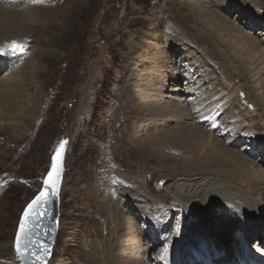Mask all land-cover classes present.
<instances>
[{
    "label": "rangeland",
    "instance_id": "rangeland-1",
    "mask_svg": "<svg viewBox=\"0 0 264 264\" xmlns=\"http://www.w3.org/2000/svg\"><path fill=\"white\" fill-rule=\"evenodd\" d=\"M194 1L11 0L12 6H7V0H0V47L7 50L13 41L25 46L24 54L0 55L6 61L2 65L6 68L0 72V84H9L5 90L0 87V264H19L12 243L20 214L41 189L51 156L63 137L69 138V145L50 264H96L97 261L107 264L101 262L104 253L112 250L117 235L125 234V229L113 233L122 221L114 214L113 217L106 214L108 203L118 213L126 200H133L132 196L140 195L144 199L143 196L152 195L158 201L165 200L164 187L172 177L170 170L164 168L177 162L166 159L158 164L150 154L154 149L168 153L173 148L178 154L182 150L186 152V147H196L190 137L195 120L180 118L179 109L169 111L163 107L168 89L172 90L179 78L177 69L182 72L189 65L183 73L185 90L202 86L199 77L204 67H197L199 62L192 53H188L190 58L184 56L187 51L199 56L202 64L207 60L205 65L217 75L218 82L238 87L242 94L240 108L245 106V101L256 103L252 87L241 80L240 70L249 62L244 66L232 63L236 56L232 57L230 51L223 52L224 45L216 40L217 31L214 33L202 21L205 18L215 23L214 14L211 10L200 11ZM229 4L241 8L245 4L255 13L264 14V0H239L238 4L227 2L223 6ZM239 16L232 7L229 20ZM262 23L264 20L252 31L254 37H262L255 34L259 28L264 29ZM179 40L186 50L180 44L172 45ZM171 65L175 71L167 76L165 68ZM188 75L192 76V82ZM1 79L6 81L2 83ZM204 84L205 94L212 93L214 84ZM243 88L246 96L241 92ZM234 98L225 101L234 105ZM206 124L197 126L206 128ZM146 130L151 134L146 135ZM169 133L173 140L167 137ZM159 134L163 140L149 141ZM154 167L161 171L155 173ZM121 189L130 196L124 192L127 198L120 197L121 205L112 203L111 197L114 193L119 197ZM143 206L147 215L138 218L139 228L144 220L164 229V223L175 225L183 220V215L178 213L180 205H175L177 210L172 209L168 219L167 216L153 219L148 215L152 205L146 202ZM263 216L264 212L261 218L257 214L256 221L263 220ZM130 217L127 220L131 225ZM214 217L211 215V225ZM131 231L119 243L124 253L118 264L138 262L133 263L132 259L139 244L131 242ZM225 242L227 247L228 240ZM140 244L143 246V242ZM159 246L162 244L155 246L156 251Z\"/></svg>",
    "mask_w": 264,
    "mask_h": 264
},
{
    "label": "bare ground",
    "instance_id": "bare-ground-1",
    "mask_svg": "<svg viewBox=\"0 0 264 264\" xmlns=\"http://www.w3.org/2000/svg\"><path fill=\"white\" fill-rule=\"evenodd\" d=\"M227 2L238 4L239 0L194 1L200 11L211 10L214 14L218 24L216 21L213 24L205 18L202 21L206 27H212L214 33L217 31L216 40L224 45L223 52L230 51L232 57L233 54L236 56L235 59L233 58L232 63L236 62L243 65L246 61L249 62L248 66L243 65V71L240 70L241 80L244 79L247 82L245 84H250L252 87V94L256 96V103L245 101V106L243 105V108H240L242 94H240L238 87L225 86L223 82H218L217 75L207 69L205 65L207 60H204L202 64L199 56H196L193 52H184V56L187 57L190 55L188 53H192L191 55L199 62L197 67L199 69L204 67L203 72L201 70V76H198L199 81H202L200 83L202 86L187 87L185 90L183 73L189 65L184 66L186 68H183L182 72L177 68L175 71V66L172 69V65L165 68L168 73L167 76H171L175 71L179 74V78L174 81L176 84L172 87L173 91L168 89L169 93L165 95L168 99L164 101L166 105L163 107H168L167 110L169 109V111L179 109L180 118L195 120L196 124L193 125L194 127L192 126L193 131L190 137L194 139V146L196 147H186L184 150L186 152L182 150L178 154L173 148H171L173 152L169 151L168 153L164 152V149H154L150 154L151 159L157 160L158 164H161L160 160L166 159L172 160L174 163L177 162L172 167L164 168L166 171L170 170V176L172 177L169 184L164 187L167 192L165 200L158 201L159 199L156 200L157 197L154 199L155 196L152 195L143 196L144 199L139 198L140 195H137V197L132 196L133 200H126L118 213L112 208V204L108 203L110 207L106 210V214H111V216L114 214L117 219L122 221L118 223L117 230L113 233L117 234L125 229V234L122 232L119 237L118 235L115 237L116 242L113 243L112 250L107 254L104 253L101 262L118 264L121 255L124 253L121 251L123 248L120 247L119 243L130 230H133L131 231L133 234H130L132 235L131 242L134 241L139 244L137 250L131 251L133 252L132 255L134 254L132 257L133 263L138 260L136 264H156L161 258L162 262H158V264H241V252L244 249H247L252 259L255 258L254 251H261L264 254V216L263 220L259 219L260 222L256 221L257 214L261 218L264 212V204H262V199H264V29L259 28L258 33H255L261 34L262 37L257 38L252 35L254 28L259 25L261 20H264L258 15L264 16V14L255 13L245 6L246 3L243 4L242 8L240 5L234 4L223 6ZM5 5L12 6L11 0H7ZM232 7L240 14L238 18H234V21L228 18ZM12 10L14 11V9ZM245 28L250 29V31L245 32ZM182 43L179 40V42L174 41L172 45L180 44L179 47H182ZM182 48L187 49L184 46ZM171 60L168 62L174 63ZM4 63H6L4 58H0V72L6 68L4 66L2 68ZM227 76L225 81L228 80ZM189 79L192 82V76H189ZM206 79L208 81L205 84H214L210 94L204 92L203 84ZM4 80L1 79L2 83ZM5 83L0 84L3 90L7 89L9 85L8 82ZM196 89L200 90L197 91ZM244 90L243 88L241 92L246 96ZM195 91H197L196 94ZM193 94L195 97H193ZM231 96H235L236 103L234 105L225 101ZM189 98L190 101H193H191L192 103L189 102ZM247 98L249 99L248 96ZM220 100L221 102L218 103ZM181 103L184 104L180 105ZM199 123L204 125L207 123L206 128L204 126L203 128L198 127ZM147 134L150 135V131H147ZM172 136L170 133L167 134L169 139ZM160 139H164L160 134L153 135L149 141H159ZM255 160L259 163H254ZM154 168L155 173L161 171L159 168ZM123 190L125 189L119 191V197L117 193L113 194L114 197H111L112 203L118 202L121 205L120 201L122 199L120 197L127 198L124 192L130 196L128 192ZM146 202L152 205V210L148 211V215L153 216V219L154 216H167L168 219L172 209L177 210L175 205H180L182 207H180L178 213L183 215V220L175 225L170 224L171 222L164 223L163 226L166 229L155 227L154 222L151 220H144V224L139 228L138 218L147 215L143 211L145 209L142 210ZM156 205L159 206V209L154 208ZM129 215L132 218L130 219L131 225L128 224L127 220ZM211 215L215 216L213 218L215 226L213 223L211 225ZM112 217L109 218V221ZM177 218L180 219L181 217L177 216ZM164 222H166V219ZM150 229L152 232H150ZM113 233L110 231L109 235L112 236ZM218 236L219 238L216 239ZM221 238L222 242L220 241ZM225 239L229 243L227 247L225 246ZM141 242H143V246L140 244ZM158 244H162V246H159L156 251L155 246ZM153 250L154 252H152ZM136 251L138 252L136 253ZM125 252L128 253V251ZM204 252L207 254H204ZM153 257H156V260ZM202 257L204 259L201 261ZM96 264L100 263L97 261Z\"/></svg>",
    "mask_w": 264,
    "mask_h": 264
},
{
    "label": "snow or ice",
    "instance_id": "snow-or-ice-1",
    "mask_svg": "<svg viewBox=\"0 0 264 264\" xmlns=\"http://www.w3.org/2000/svg\"><path fill=\"white\" fill-rule=\"evenodd\" d=\"M24 53L25 46L15 41L9 45L7 50L0 47V55H15ZM64 143L66 142H61L60 147L56 150L52 157L51 170L49 171L48 176L44 179L45 189H42L37 196L28 203L22 213L15 241L16 252L20 256H24L29 251V237L32 235L35 220L48 214L47 204L51 202L52 198L58 196V183L61 175L62 149ZM41 205L44 206V211H36V209H38ZM49 252L50 249L48 246L41 244L40 249L37 252L32 253V255L35 256L36 264H46Z\"/></svg>",
    "mask_w": 264,
    "mask_h": 264
},
{
    "label": "water",
    "instance_id": "water-1",
    "mask_svg": "<svg viewBox=\"0 0 264 264\" xmlns=\"http://www.w3.org/2000/svg\"><path fill=\"white\" fill-rule=\"evenodd\" d=\"M61 142H66V143H64L63 149H62V161H61L62 168H61V175H60L59 183H58V196L52 198L51 202L47 204V213L48 214L35 220L32 235L29 237V240H30V243L28 244L29 251L24 256L18 255L20 264H36L35 256H33L32 253L37 252L40 249L41 244L47 245L48 248L50 249L49 255L47 256V259H46V264L48 263V260L50 259L54 240H55L56 231L58 228L59 192H60V186H61L62 177H63L64 155H65V151H66L69 139L67 137H64L59 142L56 150L60 147ZM56 150L54 151L53 155L55 154ZM53 155H52V157H53ZM52 157H51V163H50L49 171L51 170ZM49 171L47 172L45 178L48 176ZM42 189H45L44 180L42 183L41 190ZM37 194H36V196H37ZM36 211L43 212L44 206L41 205L38 209H36ZM21 216H22V214H21ZM21 216H20V219H21ZM19 222H20V220H19ZM18 225H19V223H18ZM17 231H18V226H17L16 234H17ZM16 234H15V239H14V250L15 251H16V248H15Z\"/></svg>",
    "mask_w": 264,
    "mask_h": 264
}]
</instances>
